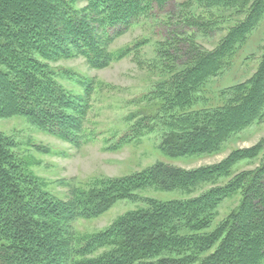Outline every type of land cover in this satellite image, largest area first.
Masks as SVG:
<instances>
[{"label": "trees", "instance_id": "obj_1", "mask_svg": "<svg viewBox=\"0 0 264 264\" xmlns=\"http://www.w3.org/2000/svg\"><path fill=\"white\" fill-rule=\"evenodd\" d=\"M176 2L0 0V119L23 116L48 134L79 143L91 83L77 77L87 89L83 96L73 95L49 63L82 57L101 69L138 56L148 39L118 52L109 48L141 21L165 16L167 32L158 41L155 68L169 75L157 84L149 112L131 115L140 118L116 147L160 128L161 149L170 157L219 151L264 115V48L256 73L221 91V105L194 107L206 83L227 69L264 20V0ZM219 13H231L230 19ZM233 20L215 49L197 44L200 34L213 35ZM15 148L0 132V264H264V141L214 165L188 171L157 165L67 201L44 190ZM260 157L257 168L226 185L184 200H148L147 210L132 212L99 233L75 234L76 220L98 217L143 189L193 188L228 177L239 162ZM238 193V207L206 233L217 207Z\"/></svg>", "mask_w": 264, "mask_h": 264}, {"label": "rangeland", "instance_id": "obj_2", "mask_svg": "<svg viewBox=\"0 0 264 264\" xmlns=\"http://www.w3.org/2000/svg\"><path fill=\"white\" fill-rule=\"evenodd\" d=\"M176 4L186 0H176ZM221 14V13H219ZM231 13H222L228 21ZM165 17V16H164ZM141 21L110 46L118 52L139 40L148 39L138 56L114 61L105 68H92L82 57L63 59L49 63L59 77V83L73 95L83 96L86 89L81 81L91 83L89 110L83 121L79 143L72 144L44 132L23 116L0 119V132L10 137L16 145L17 156L23 161L29 173L39 179L44 190L59 200H70L85 192L102 187L108 180L131 176L145 169L164 165L173 169L193 170L217 164L238 149H249L264 141V115L247 130L231 137L222 148L211 154L170 157L161 149L164 132L145 133L138 140L117 148L118 140L140 118L138 116L156 103H151L157 84L169 75L160 73L156 66L158 41L164 40V18ZM242 18V17H241ZM163 22V23H162ZM234 20L219 26L210 36L200 34L197 44L206 51L215 49L227 35ZM264 48V20L248 42L229 61V66L217 77L206 83L203 93L194 109L217 107L223 103L219 94L225 89L249 80L257 71ZM74 77V79H70ZM151 103V104H150ZM243 160L235 165L228 177L203 182L193 188L165 190L146 188L137 192L136 198L115 202L102 215L90 219H78L73 223L75 234L87 236L99 233L115 224L124 216L147 210L148 200L170 201L194 198L213 187L228 184L237 174L254 170L262 162ZM241 202L240 193L224 200L216 210L209 233L222 223Z\"/></svg>", "mask_w": 264, "mask_h": 264}]
</instances>
